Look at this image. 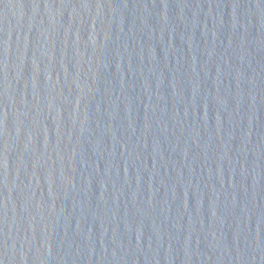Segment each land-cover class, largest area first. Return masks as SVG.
Returning <instances> with one entry per match:
<instances>
[{
  "label": "water",
  "instance_id": "95a60500",
  "mask_svg": "<svg viewBox=\"0 0 264 264\" xmlns=\"http://www.w3.org/2000/svg\"><path fill=\"white\" fill-rule=\"evenodd\" d=\"M0 264H264V0H0Z\"/></svg>",
  "mask_w": 264,
  "mask_h": 264
}]
</instances>
